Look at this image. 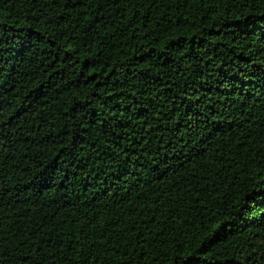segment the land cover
<instances>
[{
	"label": "trees",
	"instance_id": "trees-1",
	"mask_svg": "<svg viewBox=\"0 0 264 264\" xmlns=\"http://www.w3.org/2000/svg\"><path fill=\"white\" fill-rule=\"evenodd\" d=\"M0 264H264V0H0Z\"/></svg>",
	"mask_w": 264,
	"mask_h": 264
}]
</instances>
